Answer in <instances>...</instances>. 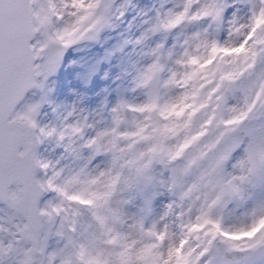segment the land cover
<instances>
[{"label":"snow or ice","instance_id":"1","mask_svg":"<svg viewBox=\"0 0 264 264\" xmlns=\"http://www.w3.org/2000/svg\"><path fill=\"white\" fill-rule=\"evenodd\" d=\"M0 264H264V0H0Z\"/></svg>","mask_w":264,"mask_h":264},{"label":"rangeland","instance_id":"2","mask_svg":"<svg viewBox=\"0 0 264 264\" xmlns=\"http://www.w3.org/2000/svg\"><path fill=\"white\" fill-rule=\"evenodd\" d=\"M156 0H133L139 8H149ZM123 29L121 25L119 30ZM102 49L99 47L81 46L80 50H69L65 54L64 61L56 72L47 81L51 89L49 100L53 106L60 109L76 105L78 108L92 110L96 108L104 93L103 88H114L110 80H102L101 76L108 69L107 65H101L99 74L95 76L87 88L82 87L81 80L86 75L87 68L98 58ZM111 71L115 73V68ZM81 96L84 97L81 100ZM111 99V97H109ZM159 203V202H158Z\"/></svg>","mask_w":264,"mask_h":264}]
</instances>
